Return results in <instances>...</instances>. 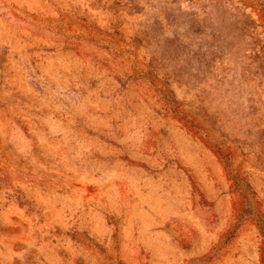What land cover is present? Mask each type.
<instances>
[{
    "label": "rangeland",
    "instance_id": "obj_1",
    "mask_svg": "<svg viewBox=\"0 0 264 264\" xmlns=\"http://www.w3.org/2000/svg\"><path fill=\"white\" fill-rule=\"evenodd\" d=\"M264 0H0V264H264Z\"/></svg>",
    "mask_w": 264,
    "mask_h": 264
},
{
    "label": "trees",
    "instance_id": "obj_2",
    "mask_svg": "<svg viewBox=\"0 0 264 264\" xmlns=\"http://www.w3.org/2000/svg\"><path fill=\"white\" fill-rule=\"evenodd\" d=\"M261 230H262V232L264 233V224H262V226H261Z\"/></svg>",
    "mask_w": 264,
    "mask_h": 264
}]
</instances>
